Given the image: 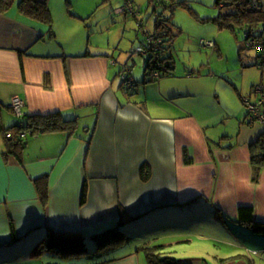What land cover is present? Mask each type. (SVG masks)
Returning a JSON list of instances; mask_svg holds the SVG:
<instances>
[{
  "label": "crops",
  "instance_id": "crops-1",
  "mask_svg": "<svg viewBox=\"0 0 264 264\" xmlns=\"http://www.w3.org/2000/svg\"><path fill=\"white\" fill-rule=\"evenodd\" d=\"M11 8L0 12V264H147L142 248L156 245L164 227L129 229L131 236L108 248L114 255L98 261L45 251L19 257L18 249L30 251L50 231L91 236L142 228L170 210L186 219L170 239L189 242L205 229L210 240L232 247L212 263L194 255L176 258L181 264H264V169L254 182L250 161V144L264 126L248 124L245 112L220 135L211 128L232 117L228 108L163 81L141 91L134 86L147 83L144 74L138 80L129 68L134 84L125 92L117 61L85 41L90 25L78 31V20H64L56 29L51 14L45 22ZM213 43L204 48L214 50ZM258 54L242 60L239 53L238 60L254 67ZM14 98L23 102L21 117L10 107ZM53 113L74 120L72 129L31 133L30 117ZM39 178L46 180L45 200ZM245 205L253 206L255 226L237 221ZM132 237L138 240L129 245Z\"/></svg>",
  "mask_w": 264,
  "mask_h": 264
},
{
  "label": "rangeland",
  "instance_id": "rangeland-1",
  "mask_svg": "<svg viewBox=\"0 0 264 264\" xmlns=\"http://www.w3.org/2000/svg\"><path fill=\"white\" fill-rule=\"evenodd\" d=\"M18 1L14 0L12 8L17 6ZM120 1L122 3L117 7V3ZM160 1L167 2V7L163 8L161 6L163 2ZM215 2L216 0H156L155 2L150 0H48V5L51 20L56 29L62 28L61 23L64 20H78L75 25L79 28L78 31L81 28L86 31L85 25H90L88 31L85 32V41L91 42V48L111 55L117 61L115 66L118 69L129 68L133 76L139 74L138 80L144 74L146 58L133 51L143 42H147L148 34L154 32V17L151 15L153 6L156 4L158 12L162 11L168 15L172 13L171 20H174L176 25L182 29V32L172 39L171 47L167 50L170 51L174 60L173 77H162L159 81L149 78L147 80L149 82L145 84L140 82L141 79L134 88L139 87L143 91L147 85L163 81L169 86L175 85L193 91L196 95L195 98H201L206 104L212 103L223 109L228 108L226 112L232 117L224 118L215 128H211V130L220 131V135H222L226 128L228 131H233L234 128L231 124H234L232 120L236 115L242 118L246 112L240 96L249 95L255 85L260 83L264 85V67L260 69L256 66L243 67L241 65L238 60V44L242 43V34L235 33L229 28L220 29L212 21L218 15V7ZM168 6L173 7L169 10ZM79 20H85L86 23ZM78 23L80 25H77ZM200 40L212 42L215 40L217 47L215 46L214 50L204 48L200 45ZM255 54L254 48H244L241 59L247 60L249 56L253 57ZM190 69L195 73L189 76L188 70ZM130 88L123 89L127 92ZM148 91L154 92V89H150L148 86ZM170 211L156 220L142 221V228L121 226L118 233H124L129 237L131 236L130 230L140 231L148 224L147 227H164L163 230L160 228V233L157 234V242L156 239H153L154 241L151 243L156 245L157 243H167V246L162 250L170 252V255L175 258L202 255L210 263L216 257H220L224 252L232 249V247L226 246L223 238L210 240L209 232L205 229L194 230V234L189 235V239H191L189 242H177L178 240L173 238L171 240L170 237L182 233L177 231L181 226L179 222L186 221V219L177 212ZM201 215H196V218H192V220L203 219ZM172 230L177 232L173 233ZM136 233L141 236V239L145 238V234ZM134 239L138 240L136 237L131 239L129 245L133 243ZM87 241L85 247L90 251L94 250L96 248L95 241ZM26 247L27 245L18 249L19 257H24L27 254ZM126 247L123 249L124 251L129 249ZM108 248L109 246L103 255H111L116 252L108 251ZM0 255L3 253L0 252Z\"/></svg>",
  "mask_w": 264,
  "mask_h": 264
},
{
  "label": "trees",
  "instance_id": "trees-1",
  "mask_svg": "<svg viewBox=\"0 0 264 264\" xmlns=\"http://www.w3.org/2000/svg\"><path fill=\"white\" fill-rule=\"evenodd\" d=\"M150 1L155 2L156 0ZM160 2H163L161 3L163 8L167 7V2ZM13 3L14 0H0V12H5L10 9ZM17 5L20 12L38 20L50 22L47 0H19ZM215 5L218 7V15L214 17L212 21H214L220 29L229 28L235 33L242 34V43L238 44V51L240 54L243 53L244 48L248 49L246 46L248 39H259L263 37V0H216ZM172 7L173 6H168L169 10H171ZM152 14L155 22L152 36L155 37V40L158 42L155 45L156 47L152 45V47L148 49V53L143 55L146 58L144 66L145 81L149 78L153 81H158L162 77L172 74L174 60L170 51L167 50L171 47L172 39L179 33V28L174 21L171 20L170 15L172 13L168 15L164 14L162 11L158 12L155 4ZM260 55V53L257 55V60L254 63V65L259 68L264 65V62L260 63L259 61ZM154 71H158V77H153ZM30 120L32 134L55 130L68 131L71 130L74 125V120H63L56 113L45 115L44 117L32 116ZM17 127L24 128L21 125H17ZM250 161L253 170L252 180L255 182L258 180L261 170L264 169V132L250 144ZM35 184L40 199L45 200L47 191L45 178L37 179ZM252 215V205L240 206L238 208L237 221L255 226ZM115 228L116 227L108 228L102 232L94 233L91 236H85L81 233H56L50 231L48 234L49 236H47L49 238H42L38 243L36 242L30 251H28L29 246L26 247V251L30 252L34 257L41 255V253L45 251L60 253L63 258L67 259H69L70 256H83L85 260L92 259L98 261L97 258H101V256L106 253L108 246L112 247L123 241V239H127V236L114 231L113 229ZM260 230L264 232V226L261 227ZM87 240L95 241L96 248L94 250L90 251L85 247V243L88 242ZM25 246L26 245H22V248ZM142 250L144 251L147 264H181L175 257L170 255V252L163 251L162 246H146L143 247ZM101 261H104V259Z\"/></svg>",
  "mask_w": 264,
  "mask_h": 264
},
{
  "label": "built area",
  "instance_id": "built-area-1",
  "mask_svg": "<svg viewBox=\"0 0 264 264\" xmlns=\"http://www.w3.org/2000/svg\"><path fill=\"white\" fill-rule=\"evenodd\" d=\"M157 42L158 41L155 40V37H153L152 34H148L147 42H143L135 51L140 55H146L148 53V49H150L152 45L155 46ZM200 45L203 47L212 48L214 46V43L212 41L201 40ZM246 46L258 50L261 54L259 61L260 63L264 62V38H250L247 40ZM129 74V69L125 68H123L120 73L124 82L123 86L126 89L132 87L133 85V80ZM158 76V71H154L153 77ZM242 102L246 110V120L248 124H261L264 126V85L260 83L253 86L251 93L247 96H244L242 98ZM10 107L17 117H21L23 115V102L20 99H12ZM18 134L20 137H24L26 135V131L20 130ZM11 136V132H7L5 134L6 138H11Z\"/></svg>",
  "mask_w": 264,
  "mask_h": 264
}]
</instances>
